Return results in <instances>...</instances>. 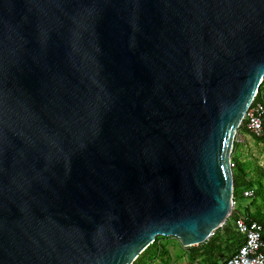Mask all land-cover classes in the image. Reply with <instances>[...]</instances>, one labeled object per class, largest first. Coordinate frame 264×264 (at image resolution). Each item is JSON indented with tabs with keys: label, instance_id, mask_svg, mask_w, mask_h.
I'll return each mask as SVG.
<instances>
[{
	"label": "water",
	"instance_id": "1",
	"mask_svg": "<svg viewBox=\"0 0 264 264\" xmlns=\"http://www.w3.org/2000/svg\"><path fill=\"white\" fill-rule=\"evenodd\" d=\"M264 0H0V264H132L231 215Z\"/></svg>",
	"mask_w": 264,
	"mask_h": 264
},
{
	"label": "rangeland",
	"instance_id": "2",
	"mask_svg": "<svg viewBox=\"0 0 264 264\" xmlns=\"http://www.w3.org/2000/svg\"><path fill=\"white\" fill-rule=\"evenodd\" d=\"M240 139L241 137L234 136L235 146L232 145L230 159L241 166L245 180L258 193L253 198H240L236 195L231 206L241 215L264 218V144L247 137L239 141ZM236 149L240 151L238 159L233 157ZM230 238L224 237L216 243L218 256L225 258L234 250L235 247L227 250ZM197 246L182 247L175 238L159 236L149 245V252L143 256L141 264H210L211 261H204L197 253L194 254L193 249ZM221 262L222 259L218 261Z\"/></svg>",
	"mask_w": 264,
	"mask_h": 264
},
{
	"label": "built area",
	"instance_id": "3",
	"mask_svg": "<svg viewBox=\"0 0 264 264\" xmlns=\"http://www.w3.org/2000/svg\"><path fill=\"white\" fill-rule=\"evenodd\" d=\"M264 82H261L259 97L254 98L247 108L241 123L239 124L235 136H239L241 131H245L249 136L264 144ZM243 140L242 137L239 141ZM230 169L234 168V162L229 161ZM243 198H250L252 190H244L241 193ZM233 207L231 206V215ZM230 215V216H231ZM234 230L241 236V244L235 252L228 258L222 260V264H264V224L255 220H247L241 214H237L233 219ZM212 236V233L210 237Z\"/></svg>",
	"mask_w": 264,
	"mask_h": 264
},
{
	"label": "trees",
	"instance_id": "4",
	"mask_svg": "<svg viewBox=\"0 0 264 264\" xmlns=\"http://www.w3.org/2000/svg\"><path fill=\"white\" fill-rule=\"evenodd\" d=\"M260 89H261V84L258 87L254 101L258 99ZM234 146L235 144H233V147ZM231 161L233 160L231 159ZM231 171H232V181H233L232 199H234L236 195H238L240 198H243L241 193L244 190H252V196L250 198H253L255 195H257L258 191L250 187L249 182H247L243 176V171L241 169V166L236 161H234V168H232ZM237 214H239V212H236L233 208V214L225 220L222 226L216 229L215 231H213L212 236L209 237L207 241H205L203 244H200L199 246L193 249L194 254L197 253V256H199V258L201 259H204V261H211L210 264H222V263H218L220 259L223 260L230 257L238 248V246L241 244V236L234 230L233 227V219L236 217ZM245 217L247 218V220H255L259 223L264 224V218H255L249 215H246ZM220 230H222V232H220ZM229 236L231 238L229 245L227 246V250H229L231 247H235V248L225 258H222V256H218V250L216 249L215 245L218 241H220L224 237L228 238ZM148 247L142 252V254H140V256H138L135 259V261L132 264L142 263L143 256L149 252Z\"/></svg>",
	"mask_w": 264,
	"mask_h": 264
},
{
	"label": "crops",
	"instance_id": "5",
	"mask_svg": "<svg viewBox=\"0 0 264 264\" xmlns=\"http://www.w3.org/2000/svg\"><path fill=\"white\" fill-rule=\"evenodd\" d=\"M261 92H264V88H262ZM240 135H241V137H242L243 140L246 139V137H247V138H250L253 141H256L251 136H249L245 131H241L240 132ZM239 154H240L239 149H236V151H234V153H233V157H235L236 159H238L239 158Z\"/></svg>",
	"mask_w": 264,
	"mask_h": 264
}]
</instances>
